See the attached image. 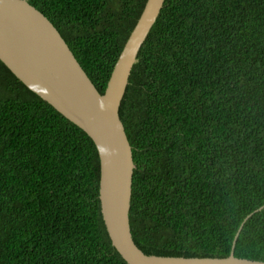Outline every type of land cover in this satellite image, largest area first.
I'll return each instance as SVG.
<instances>
[{
    "label": "trees",
    "instance_id": "obj_1",
    "mask_svg": "<svg viewBox=\"0 0 264 264\" xmlns=\"http://www.w3.org/2000/svg\"><path fill=\"white\" fill-rule=\"evenodd\" d=\"M100 95L146 0H27ZM145 255L264 262V0H165L119 108ZM90 138L0 61V264H126ZM262 208L261 210H259Z\"/></svg>",
    "mask_w": 264,
    "mask_h": 264
},
{
    "label": "water",
    "instance_id": "obj_2",
    "mask_svg": "<svg viewBox=\"0 0 264 264\" xmlns=\"http://www.w3.org/2000/svg\"><path fill=\"white\" fill-rule=\"evenodd\" d=\"M164 1L146 0L102 95L56 28L27 0H0V61L93 142L100 167L98 199L102 220L112 247L126 264H264L234 257L242 225L226 258L145 255L133 241L129 211L134 164L119 108L138 52Z\"/></svg>",
    "mask_w": 264,
    "mask_h": 264
}]
</instances>
